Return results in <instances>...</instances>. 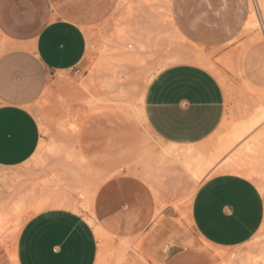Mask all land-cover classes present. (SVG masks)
<instances>
[{"label": "crops", "instance_id": "0c3cea01", "mask_svg": "<svg viewBox=\"0 0 264 264\" xmlns=\"http://www.w3.org/2000/svg\"><path fill=\"white\" fill-rule=\"evenodd\" d=\"M118 3L0 0V33L7 40L0 54V167L19 166L35 154L41 131L30 107L54 78L71 76L81 65L87 53V32L105 21ZM250 10L251 2L243 22L244 32ZM125 69L129 72L128 67ZM142 100L145 124L163 143H204L219 130L226 114V92L218 76L192 61L169 63L158 70L146 84ZM78 151L94 168L97 159ZM52 178H47L51 186L43 185V189L65 195L78 206L75 209L49 203L34 211L16 238L17 264H97L104 255L100 243L104 241L108 250L110 239L143 235L154 220V192L145 179L129 169L105 175L87 208L81 198L86 188H64L57 177ZM262 191L244 175L208 173L192 198L189 214L193 228L212 246L243 248L251 244L264 228ZM158 239L157 235H149L142 245L155 258L160 254V247L154 245Z\"/></svg>", "mask_w": 264, "mask_h": 264}, {"label": "rangeland", "instance_id": "374dc122", "mask_svg": "<svg viewBox=\"0 0 264 264\" xmlns=\"http://www.w3.org/2000/svg\"><path fill=\"white\" fill-rule=\"evenodd\" d=\"M120 1V8L118 5L105 21L90 28L89 35L86 34L88 47L81 65L71 72V76L61 74L62 78H54L53 83L30 107L41 131L40 144L35 154L19 166L0 167V217H4V219L6 217L5 222L9 221L0 231V264H14L10 256L11 248L15 250L16 238L24 221L38 210V208L33 210L34 205L32 207L31 204L37 205L43 197L40 196L45 195L46 189H42L44 186L40 183L48 178L46 175L53 176L51 174L53 173L59 178V183H63L65 186L83 187L84 184V187L93 189L96 180L91 175H85L87 178L84 177L79 181L74 172L67 169L68 163H66L65 155L62 154L66 150L73 149L83 150L92 158H96L97 161L92 165L103 176L113 172L115 174L128 172V169L143 168L144 170L147 168L151 171L150 177L148 175L146 181L154 192L157 211L145 234L126 240L132 247L129 251L131 261L124 259L122 264H216L214 262L218 260L220 262V258L215 260L203 258V252H224L223 254L228 256V253H231V256L242 251L249 250L250 252L252 249L255 251V249L258 250L257 248H264V228L257 234L254 242L243 248H220L206 243L197 234L189 218L192 198L206 176L196 183L180 164L174 161L171 163L168 160H160L156 154L149 155L150 159L145 160L143 157L141 160L138 156L140 152L158 150L161 144L159 139L149 131L146 124L138 123L139 121L130 115V111L118 103H106L102 107L85 104L83 100L88 94L80 85L92 72L94 85L100 94L112 101L131 99L141 90L144 91L146 84L150 81L147 78L148 68L155 66L160 58L173 55L174 52L176 54L178 51L175 50L177 49L172 52L171 50L179 44L180 48L184 46L181 49V53L185 52L184 55L203 54L202 56L209 60V63L211 62L213 72L216 71L214 73L220 82L222 81L221 84L226 91V97H228V99L226 98L225 120L236 121V117L242 118L251 113L253 108L264 106L263 35L259 31L247 33L243 30V22L250 6V0H163L164 3L161 0H124L122 6ZM161 5L164 6L163 13L166 12L167 17L162 13ZM159 9L160 13H158ZM150 12L152 13L150 14ZM130 13L133 16H129ZM158 14L159 16H157ZM122 24L129 25L132 29L135 27V31L134 29L133 31L140 35L138 36L141 37L139 38L141 43L144 42L143 48L131 52L129 50L132 48L116 43L114 26ZM166 25L170 28L173 27L171 28L173 34ZM149 28L150 30H147ZM163 29L166 31L164 35ZM160 34L162 35L160 36ZM173 36H175V41H171ZM148 38L150 41L147 40ZM177 39L182 44L177 42ZM167 40L170 43H165ZM107 42L109 45L106 47ZM162 44L164 49L160 47ZM168 44L173 46L167 48ZM6 45L7 40L0 33V54ZM158 46L162 49L161 51ZM105 47L106 49H103ZM177 48L179 49V47ZM169 52L171 53L169 54ZM132 53L135 55L132 56ZM147 54L152 55L148 57ZM124 64H129V66H122ZM126 67L129 68V72L127 69L125 70L127 76L117 77V70ZM75 84L79 89H82H80L82 92ZM60 117L62 120L65 119L64 123ZM230 117H234L235 120ZM56 121L63 124L60 125ZM65 122H69L71 125L68 126V123L66 125ZM61 145L65 147H61ZM60 151L63 153L61 152V154ZM153 156L158 160L156 161ZM263 164L260 166L261 164L258 163L257 167L264 178ZM60 170L62 174H60ZM69 170L70 173L72 172L69 173L70 176L66 172ZM216 172L223 171L217 168L209 173ZM262 192L264 193V191ZM20 200L26 204H23L21 208H15V204H19ZM13 210H16L18 214L14 211L15 215L12 216L15 217L11 216L10 218ZM27 213L29 214L26 215ZM149 235L159 236V241L154 244L156 247H160V254L156 258L143 250V242ZM118 242L119 240L110 239L108 247L112 248ZM168 246H171L169 250ZM138 250L142 253H139ZM138 254H143L145 260L139 259Z\"/></svg>", "mask_w": 264, "mask_h": 264}, {"label": "bare ground", "instance_id": "6f19581e", "mask_svg": "<svg viewBox=\"0 0 264 264\" xmlns=\"http://www.w3.org/2000/svg\"><path fill=\"white\" fill-rule=\"evenodd\" d=\"M120 1V0H119ZM159 1V0H158ZM163 2V0H161ZM166 1H169V0H166ZM143 2V1H142ZM251 2V10H250V17L247 21V24H246V32H254V31H259L262 33L263 35V38H264V0H250ZM121 3V6L122 4L124 3V0L120 1ZM164 3V2H163ZM167 3V2H165ZM148 4V3H147ZM119 5V3H118ZM166 5V4H165ZM130 6V5H129ZM132 6V5H131ZM162 6V5H161ZM120 8V5L118 6ZM164 6H162V13L164 12V9H163ZM118 8V9H119ZM159 8V7H158ZM150 9V7H149ZM156 9V8H154ZM127 10V9H126ZM117 11V10H116ZM160 9L158 10V13ZM149 12V11H148ZM147 12V13H148ZM169 12V11H168ZM127 13V11H126ZM152 12H150L151 14ZM131 14V13H130ZM156 14V13H155ZM166 15L167 17V14L166 12L163 13ZM129 15V14H127ZM164 15V16H165ZM124 16V15H123ZM129 16H133V14L129 15ZM155 16V15H154ZM159 16V14L157 15ZM163 16V17H164ZM126 18V17H125ZM159 18V17H158ZM162 18V16H161ZM127 19V18H126ZM160 19V18H159ZM165 19V17H164ZM134 20V19H133ZM136 20V19H135ZM162 20V19H161ZM167 20V19H166ZM170 21V19H169ZM126 22V21H125ZM168 22V21H167ZM163 23V22H161ZM160 23V24H161ZM170 23V22H169ZM136 24V22H135ZM134 24V25H135ZM159 24V25H160ZM172 24V23H171ZM170 24V25H171ZM162 26V25H161ZM168 25H166L167 27ZM135 28V27H134ZM133 28V29H134ZM140 28V27H139ZM161 28V27H159ZM158 28V29H159ZM170 27L168 26L167 29H169ZM171 28H173L171 26ZM170 28V29H171ZM114 38L116 39V43L120 44V45H125V46H128L132 49H139V48H143V43H141L142 41H140L139 37L140 35L137 34V30L135 33V29L133 31V29L129 26V25H126V24H122V25H119L117 27L114 26ZM157 29V30H158ZM169 29V30H170ZM145 30V29H144ZM143 30V31H144ZM147 30H150L147 29ZM146 30V31H147ZM164 31V32H163ZM163 35L164 33L166 32L164 29H163ZM113 32V30H112ZM149 32V31H148ZM147 32V33H148ZM172 34H173V30L171 29ZM168 32V33H170ZM88 33V32H87ZM156 33V32H155ZM177 33V32H176ZM111 34V33H110ZM109 34V35H110ZM141 34V33H140ZM154 34V32H153ZM89 35V33H88ZM139 35V36H138ZM162 34H160L161 36ZM113 36V35H112ZM159 37V36H158ZM175 36H173L174 38ZM156 38V37H155ZM154 38V39H155ZM171 41H175V38L174 40ZM177 38V37H176ZM182 39V37H181ZM144 40V39H143ZM147 40L150 41V39L148 38ZM179 39H177V42ZM153 41V40H151ZM105 43V41H103ZM146 42V41H145ZM166 42H169L170 41H165ZM155 43V42H154ZM175 43V42H174ZM180 43V42H179ZM143 44V45H142ZM152 44V43H151ZM158 44H159V41H158ZM173 44V42H172ZM172 44H168L166 47L169 48L170 46H173ZM176 44V43H175ZM182 44V43H180ZM108 42H107V45L106 47L108 46ZM149 45V44H148ZM179 44H177V47H179V49L176 47V48H173L171 50V52L174 50V49H177L175 51H178L180 50V53L176 52V54L173 53V55H170V56H166L164 58H160L157 62V64H155V66H151L148 68V74H147V78H148V81L152 78V76L158 71L160 70L162 67H164L166 64H169V63H174V62H179V61H192V62H196V63H199V64H203L205 66H207L210 70L213 71L212 69V64H210L208 61L209 60H206L201 54H195V55H189V56H186L184 55L183 53H181V49L180 46H178ZM105 46V44H104ZM103 46V47H104ZM146 46V45H145ZM144 46V47H145ZM154 46V45H153ZM103 48V49H106ZM149 47V46H147ZM159 47V46H158ZM161 48H163V44L162 46H160ZM159 47V48H160ZM146 48V47H145ZM144 48V49H145ZM155 48V47H154ZM158 48V49H159ZM160 48V51L162 50ZM190 48V47H189ZM100 49V48H99ZM102 49V48H101ZM100 49V50H101ZM164 49V48H163ZM146 50V49H145ZM148 50V49H147ZM166 50V49H165ZM185 50V49H183ZM187 50V49H186ZM185 50V51H186ZM167 51V50H166ZM165 51V52H166ZM188 51V50H187ZM203 51V50H202ZM164 52V53H165ZM169 52V54L171 53ZM190 52V51H189ZM200 52V51H198ZM204 53V52H203ZM206 53V52H205ZM167 53V55H169ZM188 54V53H187ZM193 54V53H192ZM148 55V54H147ZM152 55V54H150ZM148 55V57L150 56ZM206 55V54H205ZM146 59L147 56H146ZM209 59V58H208ZM151 61V60H149ZM215 68V67H214ZM126 69L124 68H119L116 72V75L117 77L119 78H123V77H126ZM214 72L216 73V71L214 70ZM86 77V76H85ZM222 82V81H221ZM80 83V82H79ZM77 84V83H76ZM75 84V86H76ZM82 85V88L83 90L88 94V96H86V98L83 100V102L85 104H90V105H99L98 107H102L104 104L106 103H118L120 106H122L124 109H126L127 111H130V115L134 118H136L138 121V123H141V124H145V117H144V113L142 112L143 111V106L141 107V103H142V98H143V93L144 91L141 90L135 97L131 98V99H128V100H124V101H112L110 99H108L105 95H102L98 92L97 90V87L94 85V75L92 72L89 73V75L87 76L86 78V81H82L81 84ZM71 87H74V86H71ZM70 87V88H71ZM78 88V85L76 86ZM79 89V88H78ZM81 89V88H80ZM79 89V90H80ZM82 90V89H81ZM80 90V92H82ZM77 91V90H76ZM83 91V92H84ZM226 92V91H225ZM80 96V95H79ZM228 99V97H226ZM231 101V99H230ZM243 101V100H242ZM81 102V101H80ZM84 104V105H85ZM143 104V103H142ZM241 105V103H239ZM261 104V103H260ZM242 106V105H241ZM244 106V105H243ZM91 108V107H90ZM252 109V108H251ZM63 110V109H62ZM65 110V109H64ZM79 110V109H78ZM93 111V110H92ZM248 111V109H247ZM143 113V114H142ZM64 115H66L65 113H63ZM228 116L230 114H227ZM226 115V116H227ZM244 115V114H243ZM242 115V116H243ZM241 116V117H242ZM66 117V116H64ZM63 118V117H62ZM231 118V117H230ZM229 118V120H230ZM234 119V117H232ZM231 118V119H232ZM239 117H236V121H226L224 119V122H223V125L221 126V128L215 132L214 135H212L206 142L199 144V145H176V144H172V143H163L161 140H159V142L161 143L159 145V148L158 150H154V152L152 151H144V152H140V154L138 155L139 158L142 160L143 157L145 158V160L149 158V155H154L156 154L158 156V158L160 160H168V161H174V162H177L178 164H180L189 174H190V177L192 178L193 181H195L196 183H199L200 180H202V178H204L209 172H211V170H214V169H217V168H220L221 171L223 172H234V173H238V174H241V175H244L252 180H254L260 190H263L264 189V178H263V174L261 173V171L258 169L257 165L258 163H260L262 166L263 162H264V106H258V107H255V109L253 108V111L249 114H247L246 116L238 119ZM55 119V118H54ZM61 119V117H60ZM56 120V119H55ZM62 120V119H61ZM63 120L65 121V119L63 118ZM62 120V121H63ZM235 120V119H234ZM59 121V120H58ZM63 121V123H64ZM57 122V121H56ZM71 124H72V121H70ZM59 123L60 125L63 124L62 122H57ZM55 123V124H57ZM68 123V126H70L71 124H69V122H65V124L67 125ZM59 125V126H60ZM63 126V125H62ZM61 126V127H62ZM65 126V125H64ZM147 127V125H146ZM67 129V128H65ZM65 131V130H64ZM148 131V130H147ZM67 132V131H66ZM148 133V132H147ZM146 136V135H145ZM153 136V135H152ZM64 146V145H61V147ZM55 147V146H54ZM65 147V146H64ZM56 148V147H55ZM148 148V147H147ZM145 149V148H144ZM48 150V149H47ZM146 150V149H145ZM51 152V151H50ZM62 151H60L61 153ZM63 153V152H62ZM61 153V154H62ZM55 154V153H54ZM62 155H65V159H66V163L67 164V169L69 168L71 171L74 172L75 174V177L77 178V180H82L85 175L87 176L88 174L91 175L93 177L94 180H96V182L94 183L93 185V189H89L87 188V186L84 187V184H83V188H86V191L83 192V194L81 195V198L83 199L84 203H83V207L84 208H87V202L88 200L90 199V197L92 196V193L94 191V189L97 187V185L103 180V178L105 176L101 175L100 172L94 170L90 164L87 162L85 156L79 152L78 150H70V151H64V154ZM137 156V157H138ZM155 157V156H153ZM152 158V156H151ZM153 159V158H152ZM155 160H156V157H155ZM154 160V161H155ZM158 160V159H157ZM156 160V161H157ZM253 161V162H252ZM40 162V161H39ZM163 162V161H162ZM167 162V161H165ZM173 162V163H174ZM42 163V162H40ZM151 163V161H150ZM156 163V162H155ZM165 164V163H164ZM255 164V165H254ZM152 166V164H150ZM163 165V164H162ZM264 165V164H263ZM149 166V165H148ZM157 168V167H156ZM159 168V167H158ZM163 169V168H162ZM64 170V169H63ZM70 170L69 172H67V174L69 175L70 173ZM56 171H58V174H59V170L57 169ZM158 171V170H157ZM156 171V172H157ZM60 174H62V171L60 170ZM64 172V171H63ZM129 172H132L140 177H142L143 179L146 180L147 176L150 174L151 171H149L147 168L143 170L142 169H134V170H130L129 169ZM72 173V172H71ZM70 173V174H71ZM53 175V178H54V174L51 173ZM57 174V175H58ZM48 177H50V174L49 175H46ZM70 176V175H69ZM73 176V175H72ZM71 176V177H72ZM55 177H57L55 175ZM66 177V175H65ZM64 177V178H65ZM150 177V175H149ZM153 177V176H152ZM52 178V179H53ZM58 178V177H57ZM57 178H54L53 180H56ZM87 178V177H85ZM52 180V181H53ZM59 181V178L57 179ZM61 180V179H60ZM66 180V179H64ZM75 180V179H73ZM148 180V179H147ZM151 180V179H150ZM49 179H44L41 181V185H44V186H48V188L51 186L49 184ZM56 181V182H58ZM62 181V180H61ZM48 182V184H47ZM65 182V181H64ZM82 182V181H81ZM51 183V182H50ZM55 183V182H54ZM69 183V182H68ZM72 183V182H71ZM77 183V182H76ZM60 185V183H58ZM87 184V183H86ZM63 185V183L61 184V186ZM65 185V184H64ZM63 185V187H64ZM70 185V184H69ZM37 187V186H36ZM66 187H68L66 185ZM52 188V187H51ZM60 188V186H59ZM65 188V187H64ZM73 188V187H72ZM43 189V188H42ZM46 189V187H45ZM39 190V189H38ZM47 190V189H46ZM60 190V189H59ZM64 189H62L63 191ZM67 190V189H65ZM48 191V190H47ZM47 191H45L47 193ZM44 192V193H45ZM66 192V191H65ZM71 192V190H70ZM69 192V193H70ZM76 192V191H75ZM49 194H47L46 196L45 195H41L40 197H42V199L39 201V203L36 205L35 203L34 204H31L32 207L34 205V209H40L46 205H48L49 203L50 204H56V205H64V204H67L68 206H73L76 207L78 206L77 205V201L75 203H72V202H69L68 201V198L65 196V195H61V196H57L54 192L53 193H50L48 191ZM74 194V193H73ZM76 194V193H75ZM68 195V194H67ZM71 196V195H70ZM22 197V196H21ZM20 197V198H21ZM24 198V197H23ZM22 198V199H23ZM79 198V197H78ZM159 199V197H157ZM26 201L28 199H25ZM24 200V202H25ZM16 201V200H15ZM23 201V200H22ZM80 201V200H79ZM18 202V201H16ZM37 203V202H36ZM14 204V203H13ZM23 204H26L21 202H19V204H15L16 206H14L15 208L18 207V208H21ZM82 204V203H81ZM30 205V206H31ZM14 208V209H15ZM13 209V208H12ZM11 209V210H12ZM15 211L16 213V210H13L12 211V214H10V218L11 216L14 214L13 212ZM21 213V212H20ZM18 214V213H16ZM29 213H27L26 215H28ZM15 215V214H14ZM18 216V215H17ZM9 215L7 216V219H8ZM12 217H15V216H12ZM21 217V216H20ZM189 218H190V214H189ZM6 219V217H5ZM5 219L4 217H0V231L3 230L6 226V222H9V221H6L5 222ZM15 219V218H14ZM12 220V219H11ZM10 220V221H11ZM89 222H91V219L88 218ZM191 221V219H190ZM21 224V223H20ZM264 226V225H263ZM13 229V228H12ZM18 231V230H17ZM16 232V231H15ZM12 233V232H11ZM17 233V232H16ZM15 234V233H14ZM13 234V236H14ZM12 235V234H11ZM103 235H100V237H102ZM101 239V238H99ZM206 242V241H205ZM207 243V242H206ZM101 244V247H102V250L101 251L102 253H104V255H100V258L99 260L97 261V264H122V262L124 261V259H128L131 261V257H130V249L132 247H130V245L128 244V242L126 241V239H119V242L117 243V245L113 246L112 248L108 247L109 249L108 250H105V246H106V243L104 244V241ZM209 244V243H208ZM12 245V244H11ZM10 245V246H11ZM264 245V243H263ZM261 248V247H260ZM12 251H11V259L13 261L14 264H17L16 263V259H15V250L14 248H11ZM258 249V248H257ZM140 250V249H139ZM138 250V252H139ZM144 250V249H143ZM135 251V250H134ZM253 251V249L251 250ZM249 252L248 251H242L238 254H232L230 256L231 253H228L229 256L227 254H223L222 252H217V253H212V252H208V251H205L203 252V258H207L209 260H215L217 258H220L221 261L220 262H214V263H221V264H264V249H259V251H257L255 249V253L253 252ZM141 252V251H140ZM139 252V253H140ZM9 253V251H8ZM142 253V252H141ZM101 254V253H100ZM143 255V254H141ZM140 254H138V257H140L139 259H143L145 260L144 258V255L141 256ZM148 256V255H147ZM146 257V256H145ZM147 259V258H146ZM138 260V259H137ZM127 261V260H126ZM140 261V260H139ZM143 263V262H142ZM141 264V263H140ZM210 264H213V263H210Z\"/></svg>", "mask_w": 264, "mask_h": 264}]
</instances>
